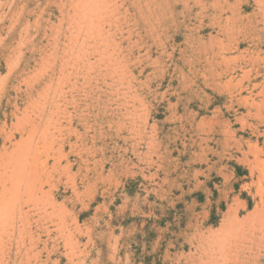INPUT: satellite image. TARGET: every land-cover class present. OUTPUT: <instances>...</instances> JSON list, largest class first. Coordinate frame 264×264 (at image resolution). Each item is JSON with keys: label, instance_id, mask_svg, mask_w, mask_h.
Wrapping results in <instances>:
<instances>
[{"label": "rangeland", "instance_id": "374dc122", "mask_svg": "<svg viewBox=\"0 0 264 264\" xmlns=\"http://www.w3.org/2000/svg\"><path fill=\"white\" fill-rule=\"evenodd\" d=\"M0 264H264V0H0Z\"/></svg>", "mask_w": 264, "mask_h": 264}, {"label": "bare ground", "instance_id": "6f19581e", "mask_svg": "<svg viewBox=\"0 0 264 264\" xmlns=\"http://www.w3.org/2000/svg\"><path fill=\"white\" fill-rule=\"evenodd\" d=\"M258 60V59H257ZM254 76V75H253ZM254 82V81H253ZM247 84V83H246ZM255 84V83H254ZM256 84H259V83H256ZM255 84V85H256ZM244 86V85H243ZM254 86V85H253ZM257 90V89H256ZM262 91V90H261ZM258 92V91H257ZM257 92H256V94H257ZM259 93V92H258ZM254 95H255V93H254ZM252 97V96H251ZM262 112V111H261ZM259 113V112H258ZM251 152V151H250Z\"/></svg>", "mask_w": 264, "mask_h": 264}]
</instances>
